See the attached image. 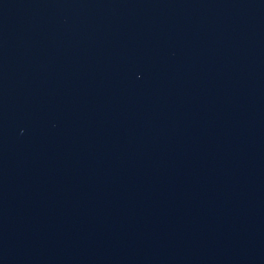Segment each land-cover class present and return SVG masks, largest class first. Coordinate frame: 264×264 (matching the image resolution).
<instances>
[{"label":"water","instance_id":"1","mask_svg":"<svg viewBox=\"0 0 264 264\" xmlns=\"http://www.w3.org/2000/svg\"><path fill=\"white\" fill-rule=\"evenodd\" d=\"M0 264H264V0H0Z\"/></svg>","mask_w":264,"mask_h":264}]
</instances>
